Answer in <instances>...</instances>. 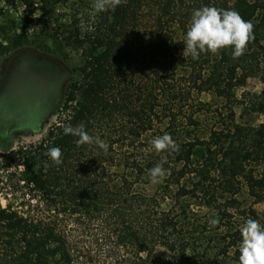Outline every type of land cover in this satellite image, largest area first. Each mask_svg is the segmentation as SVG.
Wrapping results in <instances>:
<instances>
[{
	"label": "trees",
	"instance_id": "16d2710c",
	"mask_svg": "<svg viewBox=\"0 0 264 264\" xmlns=\"http://www.w3.org/2000/svg\"><path fill=\"white\" fill-rule=\"evenodd\" d=\"M0 2V16L37 12L2 27L13 47L48 48L51 38L82 57L44 136L0 143V182L24 197L0 204V264H74L67 214L110 221L136 264H239V229L249 218L264 225L255 208L264 203V123L240 122L236 111L237 90L253 75L264 79V0H122L101 13L94 0ZM204 6L234 9L253 24L243 55L233 58L229 47L194 60L184 50L191 14ZM80 124L108 150L64 134ZM164 133L178 151L152 148ZM51 148L61 150L59 165ZM164 159L168 171L152 183L149 170Z\"/></svg>",
	"mask_w": 264,
	"mask_h": 264
},
{
	"label": "rangeland",
	"instance_id": "374dc122",
	"mask_svg": "<svg viewBox=\"0 0 264 264\" xmlns=\"http://www.w3.org/2000/svg\"><path fill=\"white\" fill-rule=\"evenodd\" d=\"M0 5L3 6V2ZM60 10V14L68 12L66 8ZM36 13L19 8L8 9L0 16V143L3 136L8 135L16 147L41 139L58 119L68 87L79 77L78 68L82 64L79 49L61 48L51 38L48 48L38 47L36 42L13 47L3 40L2 27L11 25L13 20L19 21L25 14L34 16ZM41 28L38 20L37 32ZM237 97L236 111L240 122L264 123V79L261 74L249 77L245 86L237 90ZM201 98L212 101L214 106L223 104L207 92H203ZM22 200L21 192L5 180L0 182V204H18ZM246 201L250 203L251 199L246 197ZM255 208L264 211V203L256 204ZM61 219L70 240L74 264H136L134 249L118 244L114 225L107 219L70 214ZM157 253L166 254L163 248H158Z\"/></svg>",
	"mask_w": 264,
	"mask_h": 264
},
{
	"label": "clouds",
	"instance_id": "9594fccd",
	"mask_svg": "<svg viewBox=\"0 0 264 264\" xmlns=\"http://www.w3.org/2000/svg\"><path fill=\"white\" fill-rule=\"evenodd\" d=\"M122 3V0H94L92 5L95 13L107 10H115ZM253 38V24L246 21L234 9H222L215 6H204L195 9L190 18V26L187 28L184 37V50L191 54L192 58L198 59L201 53H216L220 49L231 48L233 58L244 54L249 41ZM65 135L77 137V144L93 143L107 151L109 145L99 137L93 140L83 124L75 127L69 126L63 129ZM151 146L156 152L178 151L179 145L172 136L164 133L151 140ZM51 160L59 165L61 150L51 148L48 152ZM167 160H161L149 170V177L152 183H158L168 170L164 168ZM210 223L215 226L217 219ZM241 243L239 247V264H264V225L257 220L249 218L240 229Z\"/></svg>",
	"mask_w": 264,
	"mask_h": 264
},
{
	"label": "flooded vegetation",
	"instance_id": "af4514ba",
	"mask_svg": "<svg viewBox=\"0 0 264 264\" xmlns=\"http://www.w3.org/2000/svg\"><path fill=\"white\" fill-rule=\"evenodd\" d=\"M9 129V128H8Z\"/></svg>",
	"mask_w": 264,
	"mask_h": 264
}]
</instances>
